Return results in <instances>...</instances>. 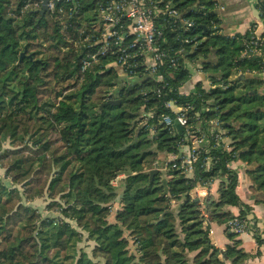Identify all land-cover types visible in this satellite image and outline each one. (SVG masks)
I'll return each instance as SVG.
<instances>
[{"label":"trees","instance_id":"obj_1","mask_svg":"<svg viewBox=\"0 0 264 264\" xmlns=\"http://www.w3.org/2000/svg\"><path fill=\"white\" fill-rule=\"evenodd\" d=\"M35 2L0 0V168L13 182L0 183V237L8 233L0 264H247L253 255L228 224L251 208L237 193L239 176L230 164L243 163L255 203L264 204V36L259 52L244 55L253 28L244 36L221 34L215 0H167L195 23L183 36L196 37L198 45L178 44L187 67L163 87L128 81L106 59L83 72L82 19L42 15ZM261 9L264 18V1ZM191 68L217 87L208 91L198 82L195 93L183 95ZM169 100L191 106L190 124L209 137L191 176L181 159H159L179 154L185 138L163 122L165 115L175 117L165 109ZM204 108L209 111L197 119ZM149 109L154 116L144 124L141 115ZM211 121L219 123L220 140L219 131L207 132ZM122 175L120 195L113 184ZM217 181L215 197L210 191ZM198 186L209 190L203 203L191 196ZM42 198L61 218L31 205ZM232 207L241 209L239 216ZM203 213L211 225L226 228L224 250L204 229ZM18 217L25 222L12 237L8 226ZM255 238L264 246V229ZM85 241L93 242L90 252L80 247Z\"/></svg>","mask_w":264,"mask_h":264},{"label":"built area","instance_id":"obj_2","mask_svg":"<svg viewBox=\"0 0 264 264\" xmlns=\"http://www.w3.org/2000/svg\"><path fill=\"white\" fill-rule=\"evenodd\" d=\"M262 1L264 0H254L264 22ZM42 5V1L36 0L34 8L40 11ZM47 9L51 13L64 14L73 23H79L82 19L79 31L82 49L86 53L82 60L83 72L98 65L102 59H106L113 61L110 64L117 65L128 81L129 79L149 80L166 87L174 72L187 67L184 63L183 47L178 44H191L193 49L198 45L196 37L183 36L184 32L195 27V23L182 18L180 11L167 0H47ZM81 13L82 18L79 17ZM88 13L92 16L89 17ZM256 28L257 25L252 29L253 41L244 55L260 51L262 41ZM110 64L107 66L109 67ZM203 85L208 91L217 87L209 80ZM184 88H181L183 95L195 93V89L183 91ZM170 91L173 92V88H170ZM157 93L161 98V91L158 90ZM164 106L166 110L175 115L174 118L169 115L163 116L165 125L170 126L174 123L185 134L179 154L168 155V161L170 163L181 159V168L188 176H191L194 172V165L199 159L200 150L208 144L209 137L198 135L201 133V128L190 124L188 113L192 110L191 106L180 107L175 100L165 102ZM207 111L209 109H202L199 114H196L197 119L200 114ZM153 116L152 109L143 111L141 115L143 123L147 124ZM207 125L209 126L207 132L211 137L215 134V130L219 131L215 137L220 140L223 133L218 129L219 123L211 121ZM224 142L226 143L225 149L231 150L229 143L225 140ZM212 163L213 160L209 158L206 164L207 170L211 169ZM10 180L6 172H0V183L13 185ZM203 215L204 229H208L209 236H212L214 230L209 217L206 213ZM228 228L239 235L246 233L256 235L252 221L248 218L235 217L229 222Z\"/></svg>","mask_w":264,"mask_h":264},{"label":"crops","instance_id":"obj_3","mask_svg":"<svg viewBox=\"0 0 264 264\" xmlns=\"http://www.w3.org/2000/svg\"><path fill=\"white\" fill-rule=\"evenodd\" d=\"M215 1L217 3L216 12L221 21L219 27L221 34L231 37L244 36L254 28L255 25H257L256 31L258 35L261 37L264 36V22L256 8L254 0ZM192 72L193 82H189L183 91H191L198 82L206 84L208 80L205 74L201 72L199 73L195 68H192ZM260 76L264 80V72L260 74ZM261 93L264 95V86L261 89ZM242 166L243 163L239 161L231 164V169H234L239 176L237 193L241 200L251 208L248 218L252 221L254 229L262 231L264 229V204L255 203V199L252 196L254 194L250 190L252 182L248 175L244 173ZM0 170V172L4 173V169L0 168ZM2 184L7 185V183ZM218 188L219 181L212 185L210 191L215 197L218 195ZM208 194L209 190L206 187H197L191 192V196L195 199H199L201 202L205 201ZM230 211L233 212L235 216H239L241 209L232 207L230 208ZM212 229L214 230V235L210 236L212 243L216 247L224 250L230 244L226 235V228L213 223ZM239 239L242 241V247L245 251L253 255L247 261V264H264V246L258 245L256 238L250 233L240 235Z\"/></svg>","mask_w":264,"mask_h":264},{"label":"rangeland","instance_id":"obj_4","mask_svg":"<svg viewBox=\"0 0 264 264\" xmlns=\"http://www.w3.org/2000/svg\"><path fill=\"white\" fill-rule=\"evenodd\" d=\"M88 16L89 17H91L92 15H91V13H88ZM49 44H47L46 46H48ZM191 82H193V80L191 79V81H190V83ZM50 89H53V85L51 86V87H49ZM50 93H51V91L50 90H46L45 91V94H46V96H49L50 95ZM225 141L227 142V143H230V141L229 140H227V139H225ZM35 155V154H34ZM33 155V156H34ZM162 156V157H161ZM160 156V158L159 159H161V160H163L162 158H167L168 159V157L166 156V155H161ZM4 172H5V170H4ZM8 175V174H7ZM9 176V175H8ZM10 178H11V180H12V176H9ZM123 179H124V175H122V176H120L119 177V179L118 180H116L115 182H114V186L116 187V191H117V193L118 194H120L121 195V193H122V191H123ZM10 180V181H11ZM7 185H9V183H7ZM252 185H253V183H252ZM262 191V190H261ZM258 194H262V192H258ZM3 201H5V198H3ZM17 201L14 203V204H12V205H10L9 206V208L10 207H15L16 205H17ZM50 202L49 201H47L46 199H44V198H42V199H38V201H35V202H33V203H31V205L33 206V207H35L36 209H38L44 216H49V217H52V218H61V214H59L58 212H55V211H48V209H47V206H48V204H49ZM117 205L116 204H114V207H116ZM20 213H21V211H20ZM115 214H116V210H114L113 211V213H111V215L108 217V220L110 221V222H114L115 221ZM63 216V215H62ZM248 216H249V214L247 215V217L246 218H248ZM13 217H14V215H13ZM249 219V218H248ZM21 218L20 217H18V218H14L10 223H9V226L8 227H10L9 228V231L11 232V235H12V237L13 236H16L17 234H18V232L19 231H21V228H22V225L24 224L23 222H25V219H23V221L21 222V223H23L22 225H21ZM255 232H256V230H255ZM8 235V233L7 234H5V235H3L2 237H0V246L1 245H3L4 244V242L6 241V240H4V237H6ZM255 237V236H254ZM92 241H85L84 243L82 242V244H81V248H85L86 249V251L87 252H90V249H91V245H92ZM5 245V244H4ZM3 248V246L2 247H0V249H2Z\"/></svg>","mask_w":264,"mask_h":264},{"label":"water","instance_id":"obj_5","mask_svg":"<svg viewBox=\"0 0 264 264\" xmlns=\"http://www.w3.org/2000/svg\"><path fill=\"white\" fill-rule=\"evenodd\" d=\"M43 2V5H42V9L39 11L42 15H45L47 12H48V9H47V0H40ZM111 103V102H110ZM120 103V101L118 102H113V104H118ZM155 171L152 172V175H154ZM200 200L199 199H196V202H199Z\"/></svg>","mask_w":264,"mask_h":264}]
</instances>
